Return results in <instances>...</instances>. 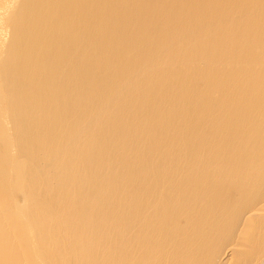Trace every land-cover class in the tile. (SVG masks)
Returning a JSON list of instances; mask_svg holds the SVG:
<instances>
[{
  "label": "bare ground",
  "instance_id": "obj_1",
  "mask_svg": "<svg viewBox=\"0 0 264 264\" xmlns=\"http://www.w3.org/2000/svg\"><path fill=\"white\" fill-rule=\"evenodd\" d=\"M0 264H264V0H0Z\"/></svg>",
  "mask_w": 264,
  "mask_h": 264
}]
</instances>
